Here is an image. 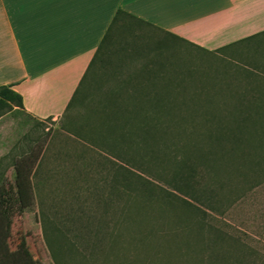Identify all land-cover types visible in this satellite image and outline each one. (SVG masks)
<instances>
[{
    "label": "rangeland",
    "instance_id": "374dc122",
    "mask_svg": "<svg viewBox=\"0 0 264 264\" xmlns=\"http://www.w3.org/2000/svg\"><path fill=\"white\" fill-rule=\"evenodd\" d=\"M112 39L124 110L84 97L0 143V238L18 264H264L263 47L209 53L136 19ZM146 59L156 96L134 87ZM36 154L24 205L16 166Z\"/></svg>",
    "mask_w": 264,
    "mask_h": 264
},
{
    "label": "crops",
    "instance_id": "0c3cea01",
    "mask_svg": "<svg viewBox=\"0 0 264 264\" xmlns=\"http://www.w3.org/2000/svg\"><path fill=\"white\" fill-rule=\"evenodd\" d=\"M119 9L209 53L239 57L240 45L257 40L264 77V0H0V87L11 85L23 98V106L0 115V143L22 142L84 97L125 95L126 47L109 41L98 53ZM107 49H119L118 57ZM148 60L135 70L134 87L156 96L159 72Z\"/></svg>",
    "mask_w": 264,
    "mask_h": 264
},
{
    "label": "trees",
    "instance_id": "16d2710c",
    "mask_svg": "<svg viewBox=\"0 0 264 264\" xmlns=\"http://www.w3.org/2000/svg\"><path fill=\"white\" fill-rule=\"evenodd\" d=\"M126 19L139 20L138 18L125 12L124 10L119 9L113 19V22L111 24L109 31L106 33L102 41V46L98 49V53L103 51V46L107 42L113 41L112 36H113L115 28L117 27L119 22L125 21ZM116 98L119 99V97L117 96L115 98H113V96H110V98L109 97L106 98V100H109V103H111L110 105H106V106H109V107L112 106V111H119V110L121 111V109L124 110L123 108H125V105H123V108L122 107L118 108L119 105L121 106V104H117L118 101L116 100ZM251 105H254V104L251 103ZM2 106H7L8 109L6 111L12 109L14 106H23L22 95L19 92L15 91L11 85H3L0 87V108ZM258 106L264 107V101L261 105H258ZM1 114L3 113H0V115ZM109 114L112 115V113H109ZM37 159H38L37 154L32 155L31 157L29 156V157L21 158L19 160L20 162L17 163V166H16L18 195H19L21 202L24 205L26 201L30 199V196L32 194L31 173H32L33 167ZM0 247L2 249L1 254H0V264H18L14 254H12L9 251L6 241L4 239L2 240L1 238H0Z\"/></svg>",
    "mask_w": 264,
    "mask_h": 264
}]
</instances>
